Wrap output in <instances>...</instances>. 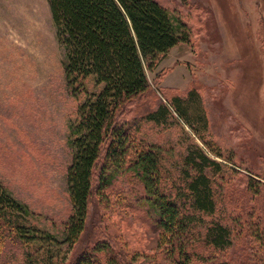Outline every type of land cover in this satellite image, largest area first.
<instances>
[{"label": "rangeland", "instance_id": "rangeland-1", "mask_svg": "<svg viewBox=\"0 0 264 264\" xmlns=\"http://www.w3.org/2000/svg\"><path fill=\"white\" fill-rule=\"evenodd\" d=\"M158 1L176 26L184 24L188 40L146 70L149 89L129 105L128 118L140 120L132 129L159 148L168 185L182 184L195 149L218 164L205 168L215 207L199 213L194 248L205 264H258L247 228L253 220L264 229V0ZM64 62L46 0H0V182L23 207L19 221L53 236L41 249L53 261L72 264L85 246L105 241L123 264H168L129 174L111 182L106 198L92 197L80 241L65 240L70 128L85 94L68 88ZM85 88L99 86L89 79ZM173 94L197 99L205 122H194L197 133L170 109ZM159 106V118L142 119ZM211 221L231 233L221 252L202 243Z\"/></svg>", "mask_w": 264, "mask_h": 264}, {"label": "trees", "instance_id": "trees-1", "mask_svg": "<svg viewBox=\"0 0 264 264\" xmlns=\"http://www.w3.org/2000/svg\"><path fill=\"white\" fill-rule=\"evenodd\" d=\"M46 1L56 40L65 53L66 84L72 93L85 94L70 128L72 159L66 180L72 210L64 222L65 240L70 245L80 241L92 197L106 198L104 192L111 182L119 174H129L140 185L137 206L159 230L158 246L168 264H205L207 258L195 250L194 240L199 239V213L212 214L215 207L205 168L218 164L195 149L193 157L185 159L182 184L164 183L159 148L132 129L140 120L128 118L131 102L149 89L146 70L171 47L188 40L184 24L182 29L180 23L176 26L158 0ZM89 79L99 86L97 91L87 93ZM166 101L195 132L194 122L204 125L196 98L183 100L173 94ZM189 103L193 104L191 112ZM162 107L142 119L156 120ZM22 209L0 182V264L17 260L19 264H65L41 251L54 238L23 225L17 217ZM247 229L258 264H264V229L253 220ZM230 234L228 227L211 221L202 243L221 252L230 245ZM118 256L105 241H98L91 248L85 246L72 264H123Z\"/></svg>", "mask_w": 264, "mask_h": 264}]
</instances>
